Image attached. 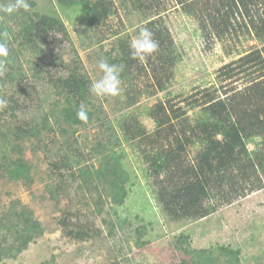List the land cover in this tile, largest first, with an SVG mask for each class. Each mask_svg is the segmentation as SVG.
I'll use <instances>...</instances> for the list:
<instances>
[{
  "label": "trees",
  "instance_id": "obj_1",
  "mask_svg": "<svg viewBox=\"0 0 264 264\" xmlns=\"http://www.w3.org/2000/svg\"><path fill=\"white\" fill-rule=\"evenodd\" d=\"M9 1L15 2L0 0V6ZM117 1L126 13L142 15L144 27L155 33L160 45L158 52L146 60L133 59L131 37L115 32L117 39L105 59L110 64L123 65V103L130 107L138 101L131 92L136 77L145 74L156 90H165L171 81L178 53L172 33L162 20L167 6L161 7L160 0H55L61 8L82 12L81 17L86 20L83 33L96 43L105 39L100 26L107 25L119 11ZM28 2V11L11 13L17 32L4 17L0 19V33H8L0 40L6 42L9 50L7 58H0L5 61L0 68V97L7 101V112L15 120L27 103L41 99L37 88L43 82L53 87L57 99L48 110L34 113L30 121H5L4 129L9 133L5 132L3 140V159L10 179L33 180L32 167L23 157L20 142L34 138L54 156L51 164L57 181L56 185H49L51 197L56 199L61 191H66L68 181L91 185L98 193L94 214L101 213L107 199L121 206L130 194L133 183L124 161L125 143L139 151L147 165V176L152 178L157 204L171 220L207 217L222 205L264 187V0H176L182 11L198 22L207 44L222 42L226 46L241 35H248L262 45L239 53L222 65L217 74L220 85L199 89L179 102L169 98L150 106L148 115L155 124L151 131L133 114H122L116 124L101 116L90 91L93 82L78 55L69 62L57 61L56 69L48 70L46 79L41 80L45 67L40 62L31 66V74L24 70L19 60L24 51L29 53L31 49L43 60L45 46L57 40L58 34L65 39L70 36L61 15L40 13L35 0ZM185 102L198 109L193 116ZM38 103L42 105L43 101ZM81 105L87 109L86 123L76 116ZM97 123L102 138L90 152H85L78 147L76 132L81 126ZM251 143L254 148L249 147ZM92 155L99 158L98 166L90 162ZM112 208L118 216L117 208ZM60 223L71 238L85 240L96 234L91 224L66 215ZM139 227L137 244L145 246L147 241L142 240V235L146 225ZM113 228L111 223L110 229ZM43 232V224L27 208L13 206L6 211L0 217V264H8L7 258L16 257ZM180 237L177 249L183 264H243L239 247L222 244L194 249L187 236Z\"/></svg>",
  "mask_w": 264,
  "mask_h": 264
},
{
  "label": "rangeland",
  "instance_id": "obj_2",
  "mask_svg": "<svg viewBox=\"0 0 264 264\" xmlns=\"http://www.w3.org/2000/svg\"><path fill=\"white\" fill-rule=\"evenodd\" d=\"M35 1L36 10L40 13L61 15L70 35L65 39L62 34H58L57 40L45 46L43 60L33 54L31 49L29 53L24 51L20 55L19 60L23 63L24 70L30 74L33 70L31 66L36 62L45 67V75L41 80L46 79L48 70L56 69L57 61L69 62L77 55L82 59L92 82L99 80L103 73L98 62L105 59L107 52L114 46L118 36L115 32H121L120 36H129L132 40L146 23L138 12L126 13L117 1L119 11L110 17L107 25L100 26L99 30L105 35V39L96 43L97 40L91 42L83 33L86 20L81 17L80 10L61 8L55 0ZM160 2L161 7L168 8L162 13V20L172 33L178 53L171 81L165 90H156L145 74L136 77L131 92L138 101L130 107L124 106L122 83L118 96L98 97L93 94L95 109L101 112L104 119L107 118L114 124L122 114H133L149 131L153 130L155 124L148 115L150 106L169 98L179 102L199 89L220 85L217 74L222 65L237 58L239 53L262 45L256 38L248 35H241L237 41L226 46L222 42L207 44L198 22L183 12L176 0ZM3 17L15 28L14 32H17L18 27L11 14L4 15L0 11V19ZM108 26L109 29L105 28ZM37 89L41 99L31 101L33 104L27 103L24 111L16 112V120L7 112L6 107L0 108V217L13 206L17 209L25 207L33 212L44 228L43 234L34 238L25 250L14 258H7L8 264H183L182 254L177 249L180 246L177 239L181 235L188 237V243L194 249L229 244L241 249L243 264H264V187L229 205H222L207 217L198 220H171L162 214L157 204L152 178L147 176V165L139 151L130 146L131 143H125L124 161L131 174V184L133 183L130 194L121 206H116L107 199L104 207H101V213L94 214V198H98V193L91 185L79 186L78 181H68L66 191H61L56 199L51 197L49 185H56L57 181L51 164L54 156L34 138L20 142L23 157L32 167L33 180L28 182L24 179H10L4 170L3 159V140L5 132H8L4 129L5 121H30L34 113L48 110L49 105L57 99L53 87H49L46 81ZM41 100L43 104L39 105L38 101L42 102ZM184 105L190 116L198 110L190 107L187 102ZM76 137L78 147L90 152L102 138V129L98 123L81 126ZM249 147L254 148V144H249ZM17 155L13 157H18ZM92 157L90 162L98 166L99 158L96 155ZM113 206L117 208L118 216L114 213ZM65 215L74 221L91 224L96 234L85 240L71 238L60 223ZM111 223H114L113 229H110ZM141 225H146V232L142 235V240L147 241L145 246L137 244V233H140L138 229ZM185 245L188 246L186 243Z\"/></svg>",
  "mask_w": 264,
  "mask_h": 264
},
{
  "label": "clouds",
  "instance_id": "obj_3",
  "mask_svg": "<svg viewBox=\"0 0 264 264\" xmlns=\"http://www.w3.org/2000/svg\"><path fill=\"white\" fill-rule=\"evenodd\" d=\"M31 8L28 0H15L14 3L0 6V11L6 14H11L15 11L23 9L28 11ZM8 33H0V37H7ZM159 41L155 39V33L148 27H141L136 38L129 43L130 55L133 59L144 61L147 57L153 55L159 50ZM9 50L5 41L0 40V58H7ZM4 59H0V68L4 64ZM98 67L102 71V77L93 82L90 91L98 97L103 96H118L121 91V73L123 65L110 64L105 59H100ZM7 101L0 99V108L6 107ZM76 116L83 122H88L87 109L81 105Z\"/></svg>",
  "mask_w": 264,
  "mask_h": 264
}]
</instances>
